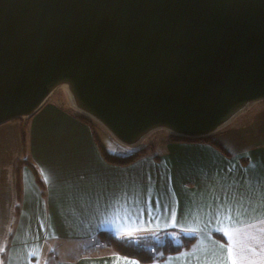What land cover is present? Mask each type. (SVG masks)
I'll list each match as a JSON object with an SVG mask.
<instances>
[{
  "label": "crops",
  "instance_id": "crops-1",
  "mask_svg": "<svg viewBox=\"0 0 264 264\" xmlns=\"http://www.w3.org/2000/svg\"><path fill=\"white\" fill-rule=\"evenodd\" d=\"M253 112L215 144L168 136L128 166L107 163L90 126L50 99L1 125L0 264H141L99 234L167 230L196 241L151 264H264V103Z\"/></svg>",
  "mask_w": 264,
  "mask_h": 264
},
{
  "label": "water",
  "instance_id": "water-1",
  "mask_svg": "<svg viewBox=\"0 0 264 264\" xmlns=\"http://www.w3.org/2000/svg\"><path fill=\"white\" fill-rule=\"evenodd\" d=\"M62 77L129 148L207 137L264 99V0H0V126Z\"/></svg>",
  "mask_w": 264,
  "mask_h": 264
},
{
  "label": "trees",
  "instance_id": "trees-1",
  "mask_svg": "<svg viewBox=\"0 0 264 264\" xmlns=\"http://www.w3.org/2000/svg\"><path fill=\"white\" fill-rule=\"evenodd\" d=\"M80 121L90 126V121L83 117L76 116ZM170 142L184 143H212L209 137L206 138H188L171 136ZM217 146V145H216ZM218 147V146H217ZM219 148V147H218ZM222 150L221 148H219ZM100 151L104 160L116 166H128L135 163L139 158L147 154L146 148L130 151L127 155H112L107 153L102 146ZM31 166V165H30ZM35 176L37 173L31 166ZM99 239L106 246L110 247L116 254L138 261L141 264H151L162 261L170 255H176L191 249L196 238L192 235H186L181 232L167 230L156 234L129 236L117 238L111 232H102Z\"/></svg>",
  "mask_w": 264,
  "mask_h": 264
},
{
  "label": "rangeland",
  "instance_id": "rangeland-1",
  "mask_svg": "<svg viewBox=\"0 0 264 264\" xmlns=\"http://www.w3.org/2000/svg\"><path fill=\"white\" fill-rule=\"evenodd\" d=\"M58 87H59V85L56 87L57 90L54 92V94L50 98V101H52L54 103L58 102L62 106L66 107L74 115H76L78 117L80 116V117L88 119L90 121V128L92 129L93 134L97 135L96 138L99 137V140L102 143V145L104 147V150L107 153L121 152L120 155H125V154L130 153V151L146 148L147 154H155V153H158L160 151V149L162 148L161 144H163L164 140L168 136H169L168 137V141H169V138L171 136H174L172 133H175V132H173L172 130H170L168 128H158V129L153 130L150 134H148L143 139L142 143L139 146H136L135 148H129V147H127V146H125L124 144H121V143L117 144L115 141H113L114 139L111 137L112 134L107 130V128H105L97 119H95V118H93L91 116L89 117L88 115L86 116V114L84 112L79 111L72 104L70 99L68 98V94H67L65 88L64 87L58 88ZM262 103H264V99L257 100L246 111H244L243 113L239 114L235 118V120H233L231 123L236 121V119H238L237 121H239V119L241 117L242 118L244 117V119H246L248 116L252 115V113H254L253 111L256 109V107L258 105L262 104ZM14 121H19V120H14ZM214 134L215 133H213V134H211V135H209L207 137L208 138L210 137L211 139H213L212 136ZM179 137H181V136H179ZM203 138H206V137H203ZM111 140L114 142V148L112 147V144H111L112 141ZM122 152H125V153H122ZM154 234H156V233H154ZM54 255H59L60 256V252H56V253H54Z\"/></svg>",
  "mask_w": 264,
  "mask_h": 264
},
{
  "label": "bare ground",
  "instance_id": "bare-ground-1",
  "mask_svg": "<svg viewBox=\"0 0 264 264\" xmlns=\"http://www.w3.org/2000/svg\"><path fill=\"white\" fill-rule=\"evenodd\" d=\"M66 84L68 86H71V80L68 77H62L57 79L56 81H54L52 84H50L43 92L42 94L39 96V98L37 99V102L31 107L30 110L22 113L23 115H27L28 113H30L32 110H34L37 106H39L51 93L54 89H56V87L60 84Z\"/></svg>",
  "mask_w": 264,
  "mask_h": 264
}]
</instances>
